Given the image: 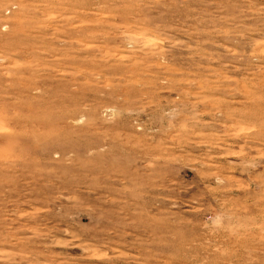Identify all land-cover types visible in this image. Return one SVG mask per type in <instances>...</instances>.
Listing matches in <instances>:
<instances>
[{"label": "rangeland", "instance_id": "rangeland-1", "mask_svg": "<svg viewBox=\"0 0 264 264\" xmlns=\"http://www.w3.org/2000/svg\"><path fill=\"white\" fill-rule=\"evenodd\" d=\"M0 264H264V0H0Z\"/></svg>", "mask_w": 264, "mask_h": 264}]
</instances>
